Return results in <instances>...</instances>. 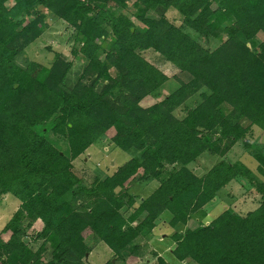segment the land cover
<instances>
[{"label":"trees","instance_id":"16d2710c","mask_svg":"<svg viewBox=\"0 0 264 264\" xmlns=\"http://www.w3.org/2000/svg\"><path fill=\"white\" fill-rule=\"evenodd\" d=\"M49 15L76 33L72 52L85 62L76 81L73 62L51 47L50 63H17ZM150 49L178 72L147 60ZM171 78L174 91L144 104ZM255 127L264 131V0H0V195L19 202L1 231L0 264H87L99 243L126 259L165 212L173 262L157 264H264V182L255 209L191 225L232 181L253 184L245 164L224 157L238 142L252 147ZM104 140L131 157L84 183L73 162ZM205 152L221 159L197 175L189 165ZM252 156L264 176V153ZM154 180L148 196L133 191Z\"/></svg>","mask_w":264,"mask_h":264},{"label":"rangeland","instance_id":"374dc122","mask_svg":"<svg viewBox=\"0 0 264 264\" xmlns=\"http://www.w3.org/2000/svg\"><path fill=\"white\" fill-rule=\"evenodd\" d=\"M8 5L10 6L11 2H9ZM134 11L135 9L132 7L126 9V13L129 16L133 15L132 13ZM167 17L177 25L181 23V16L174 9L168 10ZM48 22L49 28L37 41L31 44L17 57V63L23 67H25L30 61L50 63L53 58V51H59L67 60L73 62L69 78L71 81H76L85 65L84 58L81 55L74 56L72 52L77 44L75 39L76 33L61 19H55L49 15ZM187 31L190 32L194 38L201 41L206 47L213 49L218 45V41L216 40L202 39L191 30L188 29ZM48 47H51L53 51H50ZM143 55L147 60L155 64L169 76L178 72L171 63L167 62L163 56L154 50H146L143 52ZM178 86V82L171 78L158 90L157 93L147 97L144 104L148 105L160 100L162 97L174 91ZM194 100H196L195 97L193 99L191 98L188 102H193ZM263 134V130L256 127L253 128L251 135H248L247 137V140L252 144V147H248L245 144V141L238 142L224 157V159L231 164L238 162L245 164L253 172V184L248 182L242 183L243 179L241 178L232 181L218 193L216 199L208 203L204 208L200 209L192 216L193 220L191 221V225H197L198 221L199 224H206L208 221L216 218L226 208H232L237 213L246 214L248 211L255 209L259 205L261 193L257 190V184L264 182V176L258 173V162L252 154L257 150L264 153V143H261ZM54 144L59 149H67L66 142L58 137ZM130 157L131 155L127 152L113 147L110 142L104 140L102 143L92 146L88 150L87 155L74 160V170L77 175L83 178L84 183H90L95 176L104 177L107 173L110 174L112 166H120ZM220 159L221 157H218L217 155L205 152L196 161L191 163L189 167L197 175H202L217 164ZM170 168L171 167H167L163 174L167 175ZM158 185V180H154L147 183L144 187L135 185L133 191L142 197H146ZM18 204V200L11 194L5 196L0 195V235L5 224L17 209ZM168 218L169 212H165L162 218L158 220L157 228L152 233L145 234L138 239V242H140V248L137 249L136 252L138 253L136 255L128 254L126 259L120 256L114 257L111 250L104 243H99L92 249V252L88 254L86 263L105 264L111 260L112 264H157V259L160 256L166 261L172 263L173 257L171 249L173 247V240H171L169 235L173 234L174 230L167 224ZM35 227L41 229L42 224L38 222ZM32 233V230L27 232L29 236L28 240L32 239L30 238L32 237ZM2 237L7 239L8 235L2 234ZM40 242L41 241L32 242V244L36 247ZM190 263L194 264L193 262ZM190 263L187 262L186 264ZM178 264L185 263L179 262Z\"/></svg>","mask_w":264,"mask_h":264},{"label":"water","instance_id":"95a60500","mask_svg":"<svg viewBox=\"0 0 264 264\" xmlns=\"http://www.w3.org/2000/svg\"><path fill=\"white\" fill-rule=\"evenodd\" d=\"M261 143H264V134L262 136Z\"/></svg>","mask_w":264,"mask_h":264},{"label":"crops","instance_id":"0c3cea01","mask_svg":"<svg viewBox=\"0 0 264 264\" xmlns=\"http://www.w3.org/2000/svg\"><path fill=\"white\" fill-rule=\"evenodd\" d=\"M198 222H199V221H198ZM206 222H207V221H206ZM207 223H209V221H208ZM207 223H206V224H207ZM173 243H174V242H173ZM173 243H172V244H173ZM173 246H174V245H173ZM172 248H173V247H172ZM182 263H185V264H186V261H183Z\"/></svg>","mask_w":264,"mask_h":264}]
</instances>
